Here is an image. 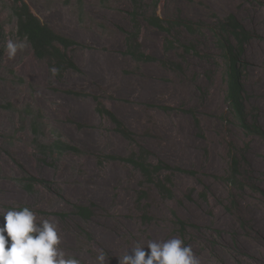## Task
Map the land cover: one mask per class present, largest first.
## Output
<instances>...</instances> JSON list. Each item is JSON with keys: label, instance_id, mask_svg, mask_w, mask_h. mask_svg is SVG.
<instances>
[{"label": "rangeland", "instance_id": "rangeland-1", "mask_svg": "<svg viewBox=\"0 0 264 264\" xmlns=\"http://www.w3.org/2000/svg\"><path fill=\"white\" fill-rule=\"evenodd\" d=\"M26 1L57 33L81 44L70 50L79 71L60 77L38 59L18 36L13 0H0V209L28 207L37 223L52 222L66 256L81 264H97L101 250L105 264H119L125 251L105 244L100 231L104 236L108 230L122 250L163 236L164 241L181 239L201 264H258L259 254L250 246L262 232L264 138L247 135L231 115L215 29L235 15L255 35L246 47L244 83L250 119L264 129V0H162L158 12L164 20L196 24L195 33L176 25L172 34L147 22L155 0H140L139 41L145 53L158 59L153 63L138 62L128 53L130 37L137 36L135 0ZM167 40L174 49L166 48ZM8 41L22 45L11 57ZM191 45L201 57L185 51ZM97 100L135 133L136 142L98 112ZM35 116H42L38 137ZM58 135L80 152L47 157L36 146L38 139L48 144ZM231 144L241 161L239 189L224 180L232 163ZM142 147L151 153L145 157L150 162L198 175L167 171L157 176L155 182L172 181V199L140 169L108 159L128 158ZM88 177L106 182L86 191L94 195L71 193L76 180ZM28 178L43 183L29 192L23 184ZM79 207L90 208L92 218L83 219ZM4 223L0 215V227ZM121 228H126L122 236L116 232ZM63 237L68 243L62 244ZM261 243L264 247V239Z\"/></svg>", "mask_w": 264, "mask_h": 264}, {"label": "trees", "instance_id": "trees-1", "mask_svg": "<svg viewBox=\"0 0 264 264\" xmlns=\"http://www.w3.org/2000/svg\"><path fill=\"white\" fill-rule=\"evenodd\" d=\"M139 1L140 0H135L136 8L132 12L133 20L136 23L137 36L133 37L132 35V38L130 37L128 53L138 62H157V58L148 55L143 51L142 44L139 41L141 29L140 16L142 13V6L139 5ZM13 2V15L17 19L18 36L30 43L36 57L40 60L47 61L53 72L60 77L70 70L79 71L77 63L70 55V50L81 46V44L69 37L57 33L50 25L45 23L33 12V9L26 0H13ZM161 2L162 0H155V12L152 15L146 16V20L151 26L167 34H172L176 25L185 27L191 33L196 32V24L194 23L183 21L168 22L164 20L158 12ZM215 33L218 39V46L225 62V82L227 86L226 99L231 115L247 135L264 138L263 127L257 122V120L252 122L250 119L247 107L248 93L244 83L249 65L246 59V47L255 39V35L247 30L235 15H231L225 20L219 21ZM174 47V42L167 40L166 48L171 50L174 49ZM185 51L188 54L193 53L196 56L201 57V52L196 46H185ZM162 64L166 67L174 65L180 67L176 63L169 64L167 62H162ZM75 94L80 95L79 93ZM7 107L10 109L14 108L12 105H8ZM98 112L103 116L109 117L117 127V131L123 137L131 142H136L135 133H133L101 101L98 102ZM24 113L29 114V110L26 109ZM190 113H192L193 118L199 125V117L193 112ZM41 120L42 116L38 118L35 116L34 121L32 122L33 131L37 137L41 133ZM36 144L39 150L47 157L57 154L63 155L67 152H80L78 148L66 143L60 135H58L51 143H42L38 139ZM235 149V145L231 144L230 155L232 157V163L229 175L227 178H224V180L234 188L239 189L242 185L241 183L243 179L241 177V161L233 155ZM150 155L151 153L142 147L128 158L109 156L108 159L121 160L133 165L140 169L151 182H155L157 176L161 178V176L167 171L173 173L181 172L194 177L198 175L195 171L173 167L163 161L157 164L152 163L147 159ZM39 183L43 182L39 181L37 178H28L23 181L25 189L29 192H33L34 188ZM155 184L163 196L172 199L175 198V192L171 187L172 181H170L169 178H166V180L160 179L155 182ZM78 213L85 220L91 219L94 214L92 210L87 207H79ZM180 223L185 225L182 221H180Z\"/></svg>", "mask_w": 264, "mask_h": 264}, {"label": "clouds", "instance_id": "clouds-1", "mask_svg": "<svg viewBox=\"0 0 264 264\" xmlns=\"http://www.w3.org/2000/svg\"><path fill=\"white\" fill-rule=\"evenodd\" d=\"M22 45L8 41V55L14 56ZM4 226L0 227V264H81L77 258L66 256L60 247L56 226L49 220L36 222V214L28 207L20 210L0 209ZM147 254L139 242L119 257V264H199L188 246L179 238L164 242L149 240ZM147 255V258H146ZM97 264H105L106 253L96 256Z\"/></svg>", "mask_w": 264, "mask_h": 264}, {"label": "bare ground", "instance_id": "bare-ground-1", "mask_svg": "<svg viewBox=\"0 0 264 264\" xmlns=\"http://www.w3.org/2000/svg\"><path fill=\"white\" fill-rule=\"evenodd\" d=\"M73 179H74V177H73ZM102 180L103 181H100L99 179H97L95 177H88L84 181H81L80 180L81 182L80 181L77 182V180H76V183H73V186H72L73 187V191H71V193H76V192L80 191V193L77 194L78 197H87V196H90V195H94V193H92V192H86V191H91L92 189H95V190L98 189L100 187V184L101 183L106 182L104 179H102ZM103 190H101L100 192H103ZM263 214H264V211H262L259 214V220H258L259 227L262 230V232L260 233L261 237H257L256 241L255 242H252V244L250 246L251 249L253 250V252L256 251V254H259V256H256V258H255L258 264H262L263 263V256H262V254L264 252V247H263V243H261L262 240L264 239V215ZM125 230H126V228H121V229L116 230V232L120 236H122L125 233ZM104 232L105 231H100V236L102 237V240H104L105 244L111 245V246L115 247L116 249H119L121 251V253L124 252V251H126V253L128 255H132L131 248L132 247H135V244H133L132 246H130V248L128 250H122L121 247H120L121 245L119 244L118 238L113 235V232L114 231L113 230H108L107 231L108 234H106V235L103 236V233ZM153 241H156V242H164V237L163 236H157V237L154 238ZM65 243H68V240L65 237H63L62 238V244H65ZM144 246L145 247L143 248V250H147L148 251L149 249L147 248V246L146 245H144ZM123 254L124 253H122V255ZM199 264H201V263L199 262Z\"/></svg>", "mask_w": 264, "mask_h": 264}]
</instances>
